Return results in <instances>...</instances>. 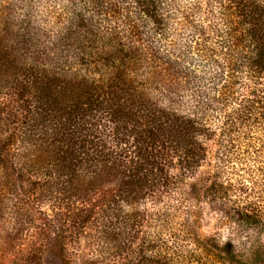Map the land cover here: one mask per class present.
<instances>
[{
  "label": "trees",
  "instance_id": "16d2710c",
  "mask_svg": "<svg viewBox=\"0 0 264 264\" xmlns=\"http://www.w3.org/2000/svg\"><path fill=\"white\" fill-rule=\"evenodd\" d=\"M89 5L73 12L69 27L53 39L45 28L35 32L28 23L14 48L0 42V59L22 50L38 61L61 46L50 69L58 96L39 101L38 126L54 132L52 144L78 141L86 165L64 158L71 179H81L85 192L116 183L127 206L115 209L113 217L124 214L131 231L139 225L135 203L156 192L164 200L160 232L149 234L138 252L131 250L118 264H243L234 239L220 246L214 238L203 242L192 235L198 216L171 166L176 155L179 170L190 173L207 159L213 143L209 197L229 203L225 219L237 218L239 227L264 224V0H94ZM110 21L114 25L107 27ZM7 37L5 30L2 39ZM97 113L111 116L106 138ZM127 119L136 124L126 127L125 135L121 123ZM26 128L11 134L25 152L24 139L37 125ZM93 134L99 143L83 139ZM131 135L130 147L119 148ZM2 154L0 166L7 170ZM88 165L92 173L85 172ZM180 203L189 210H181ZM175 210L183 219L173 230L170 211Z\"/></svg>",
  "mask_w": 264,
  "mask_h": 264
},
{
  "label": "rangeland",
  "instance_id": "374dc122",
  "mask_svg": "<svg viewBox=\"0 0 264 264\" xmlns=\"http://www.w3.org/2000/svg\"><path fill=\"white\" fill-rule=\"evenodd\" d=\"M92 2L94 0H0V42L14 48L13 44H17L19 34L28 23L35 32L45 28L43 31H48L47 36L53 39L69 27L73 12L91 8ZM106 24L107 27L114 25L113 21ZM5 30H8L6 42L2 39ZM55 49L51 47V53L42 59L36 58L38 61L22 50L7 60L0 59V154L4 153L3 160L7 158V170L0 166V264H118L119 258L121 262L126 260L131 250L138 252L149 234L160 232L165 203L157 192L152 197L146 196L148 201L140 199L135 203L139 207L136 211L139 225L131 231L122 219L124 214H119L118 219L113 217L118 213L115 209L127 206L125 194L119 192L116 183L91 192L87 187L85 192L84 184L79 182L81 179H71L70 163L62 161L67 157L72 164L84 160L78 141L52 144L56 139L54 132L38 126L41 122L39 101L51 102L58 96L50 69L52 64H57L56 58H60L61 46ZM48 96L50 99H45ZM97 116L106 138L105 126L111 116L101 113ZM129 122L127 119L121 123V132L125 135V128L131 129L136 124ZM27 125L28 128L37 125V128L30 132L32 137L29 132L25 137V152L11 134L27 132ZM126 137V141L119 142V148L130 147L133 137ZM83 139L99 143L94 134ZM214 152L215 146L211 143L207 159L188 174L179 170L177 157L172 153L171 173L181 180L184 196L192 205L191 211L198 216V229L192 235L203 242L214 238L220 246L234 239L239 262L264 264V224L239 227L237 218L225 219L230 204L208 195L214 181ZM85 161H82L83 168ZM93 170L94 167L88 165L85 172ZM78 174L82 175L81 167ZM107 204H113L109 206L113 210H108ZM263 206L260 204L264 218ZM179 208L189 210L185 203H180ZM170 212L174 216L171 226L176 230L183 213ZM108 215L112 222L108 221ZM212 250L217 252L215 247Z\"/></svg>",
  "mask_w": 264,
  "mask_h": 264
}]
</instances>
